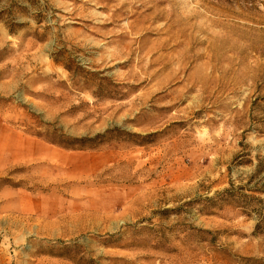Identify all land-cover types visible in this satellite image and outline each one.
<instances>
[{
  "label": "rangeland",
  "instance_id": "obj_1",
  "mask_svg": "<svg viewBox=\"0 0 264 264\" xmlns=\"http://www.w3.org/2000/svg\"><path fill=\"white\" fill-rule=\"evenodd\" d=\"M0 264H264V0H0Z\"/></svg>",
  "mask_w": 264,
  "mask_h": 264
},
{
  "label": "trees",
  "instance_id": "obj_2",
  "mask_svg": "<svg viewBox=\"0 0 264 264\" xmlns=\"http://www.w3.org/2000/svg\"><path fill=\"white\" fill-rule=\"evenodd\" d=\"M8 27H9V28H8ZM12 27H15V26H12ZM12 27H11V26H7V29H9L8 32H9V34H11V35L14 34V32H13V28H12ZM259 224L262 225V223H259ZM255 229H256L257 231L260 230V229H261V228H260V225H256Z\"/></svg>",
  "mask_w": 264,
  "mask_h": 264
}]
</instances>
